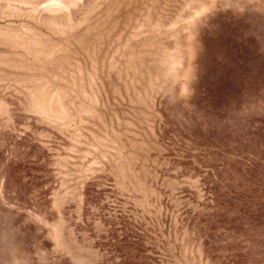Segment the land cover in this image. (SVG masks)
Returning <instances> with one entry per match:
<instances>
[{"label":"rangeland","instance_id":"374dc122","mask_svg":"<svg viewBox=\"0 0 264 264\" xmlns=\"http://www.w3.org/2000/svg\"><path fill=\"white\" fill-rule=\"evenodd\" d=\"M0 264H264V0H0Z\"/></svg>","mask_w":264,"mask_h":264}]
</instances>
